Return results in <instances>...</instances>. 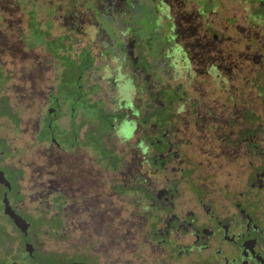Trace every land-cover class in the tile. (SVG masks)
I'll return each mask as SVG.
<instances>
[{
	"label": "flooded vegetation",
	"instance_id": "af4514ba",
	"mask_svg": "<svg viewBox=\"0 0 264 264\" xmlns=\"http://www.w3.org/2000/svg\"><path fill=\"white\" fill-rule=\"evenodd\" d=\"M95 1L102 8L113 3L120 12L124 7V0ZM130 3L143 14L152 8L162 9L169 23L166 35L188 61L186 68L173 73L183 79L178 82L186 88V100L172 102L170 114L162 122L165 127L153 126V131L160 135L165 129L170 131L171 136L165 139L166 149L148 153L143 137L153 127L142 128L132 120L139 112L134 106L127 109L125 106L124 114L116 121L127 144L120 148L112 142L113 129L108 136L109 148L120 157L119 165L111 167L108 162L104 164L103 158L94 159L87 143L78 144L91 125L87 105L94 109L100 104L101 117L123 109L122 99L117 98L122 83L114 81L113 67L111 80L101 85L107 94L105 100H99L93 93L86 100L78 96L70 106L53 101L50 104V94L43 105V114L28 121L33 143L43 149L41 157L45 163L33 169L31 162L19 160L20 166L8 172L0 162V170L10 183L9 189L0 184V203L6 193L12 209L29 223L27 233L23 234L5 215L13 226L11 232L21 238L17 242L22 245L20 262L28 264L50 254L43 247L52 242L44 240L43 234L31 235L29 230L41 216L51 221L57 215L52 199L59 194L81 199L59 207L72 210L71 221L66 220L65 224L80 234L68 240L81 243L87 252H74L67 257L52 252L55 255L52 264H264V134L259 126L250 125L246 117L251 113L258 118L263 105L262 99L248 100L245 82L255 70L264 71V0H131ZM80 9L81 5H72V13H79ZM19 10L17 4L0 5V19L13 34L14 26L22 24ZM54 22L58 23L57 28L66 29L75 49L88 45L96 53L93 55L99 53V38L93 39L83 24L72 20L62 9L55 14ZM5 32L0 28V56L33 60L29 75L49 66L40 69L36 66L38 59L51 57L47 52L40 48L39 52L28 50L19 38L8 41ZM73 33L83 35L72 37ZM115 33L121 49L113 47L111 56H120L122 50L130 56L140 54L146 60L151 58L143 40H151V36L160 40L163 36L162 29L154 25L150 30L140 26L129 33L121 22L116 23ZM102 37L105 41L106 36ZM152 46L159 49L158 42ZM159 53L168 56L172 51L165 45ZM161 64L159 60L152 68L156 85L166 79L168 69ZM21 66L17 67L18 73L23 72ZM218 74L235 77L242 84L241 99L235 102L214 99L217 87L214 78ZM185 77L191 82L186 83ZM93 81L102 82L98 77ZM204 87L209 97L203 92ZM0 101L6 105L7 113L15 115V127L0 129L3 134L0 140L6 142L24 131L21 128L24 109L23 104L9 108L7 102ZM154 103L146 97L142 99V107L148 110H154ZM192 108L195 119L189 115ZM94 119L99 123L98 116ZM58 127L68 131L74 143L64 146L56 134ZM26 144L24 148L8 149L6 155L0 151V157L7 158L15 151L25 157L31 145ZM253 161L257 162L255 168L251 167ZM30 175L34 179L29 180ZM24 199L33 204V210H24ZM5 232L9 234L10 230L6 227ZM5 243L3 249L9 250L5 256L10 257L8 264H18L12 258L14 239L7 237ZM27 243L32 245L31 253L24 249Z\"/></svg>",
	"mask_w": 264,
	"mask_h": 264
},
{
	"label": "rangeland",
	"instance_id": "374dc122",
	"mask_svg": "<svg viewBox=\"0 0 264 264\" xmlns=\"http://www.w3.org/2000/svg\"><path fill=\"white\" fill-rule=\"evenodd\" d=\"M130 2L131 0H124V7L121 9L122 12H120L113 3L102 8L95 0H60L59 3L57 0H0V5L17 4L22 14V24L14 26L16 30L14 34L10 32L9 25L0 19V28L6 30L4 37L8 41L19 38L25 43L28 50L31 49L39 52L40 48V50L47 52L48 56H51L50 58L37 60L36 66H39L38 69L47 65L49 66L44 70H37L33 75H29V72L33 71L31 70L34 64L33 60L9 59L5 56H0V100L7 102L9 108H16V104H23L24 109V122L21 124V128L24 127V131L19 132L14 139L9 137L4 145L0 140V151L6 155L8 149H12L13 147L24 148L27 146L26 143L31 144L27 148L25 157L17 151L7 158L5 155L0 157V162L8 172L14 170V167L20 166L19 160L31 162L33 169H37L40 164L45 163L44 158L41 157L43 149H40L41 147L38 144L33 143V134L29 132L28 125L30 124L28 121L43 114V110H45L43 105L47 103L49 95L52 94L49 99L50 104L53 101L55 104L59 103L69 106L78 96H80L81 100H86V97L93 93L98 96L99 100H105L107 99V94L101 85L111 80V67L116 71L114 81L122 83L120 90L117 91V98L122 99L123 109L116 112L115 115L107 116L104 113L105 115L103 114L101 117L98 111V107H101L100 104L97 107H93L94 109L90 108V105H87V120L88 125H91L89 126L88 134L82 135V139L78 140L79 145L87 143L92 148L94 159H105L106 162L104 164L108 162L111 167L120 164V157L109 148L110 142L108 136L113 129L112 142L119 145L120 148H123L127 144V140L122 136L123 134L120 130H118L116 122L124 114L125 106V109L129 106H134L139 111L137 114H134L132 120L136 121L142 128L148 125L152 127L160 126L161 124L165 127L162 122L163 120H167L172 102L180 103L186 100V88L182 82H178L183 79L178 76L174 77L173 73L180 68H186L188 61L180 53V48L170 42L169 36L166 35L165 29L169 26L168 17L159 7L152 8L146 14L140 13V10L135 9ZM72 5H81L80 12L72 13ZM59 9H62L64 14H68L72 20L83 24L93 39L99 38L102 41H99L97 44V48H99L97 55H93L96 53L88 45L75 49L69 40L68 33L65 32L66 29L57 28L59 25L57 22H54V19ZM117 22H121L129 33H134L140 26H145V29L150 30V26L154 25L162 29L163 36L162 38L159 37L160 40L155 39L154 36L150 37L151 40H143L142 45L147 49L151 60H146L140 54H135L134 56L124 54L122 50L120 56L119 54L111 56L113 47L118 48V50L121 49L120 39L115 33ZM86 29L83 28L84 31ZM143 33H139L138 35L141 36ZM82 35L73 33L71 36ZM102 36H106L105 41L102 40ZM155 42L159 43V49L157 46H152ZM165 45L172 51L171 55L162 56V53H159ZM159 60L162 61L161 67L168 70L165 72L166 79L161 84L156 85L155 77L153 79V75L151 74L153 73L152 68L154 64L158 63ZM19 65H22L19 67L20 70H23L22 73H18L17 71ZM96 77L100 78L102 82H94L93 79ZM234 78L216 75L214 80H216L215 85L217 87L214 90V99H226L231 102L241 99L243 86ZM184 80H186V83L191 82L186 77ZM245 82L246 88L249 89L247 92L248 100L259 102L262 99L263 105V111L258 118L253 117L251 113H248L246 117L250 125L259 126L262 134H264V71L255 70L254 74H250L245 79ZM157 89L160 90V94H158ZM202 90L206 92V97H209L210 94L206 88L204 87ZM188 93L193 94L190 90ZM22 95H25L24 98H22ZM145 97L152 102H156L153 104L154 110L142 107V99ZM90 98L92 97L90 96ZM189 98L193 99L194 96H190ZM4 106L6 107L0 101V129L3 131L7 130V126L10 128L15 127L13 123L15 115L7 113ZM191 111L189 115L195 119V110L192 108ZM95 116H98L100 119L98 120L99 123H95ZM42 122H44L43 119ZM153 130L154 127L151 128V133L143 137V141L149 148L148 153L150 154L161 150L164 151L167 146L165 139L171 136L170 131L167 129L161 135ZM73 131L78 134L77 128H74ZM56 134L64 146L70 145L75 141L70 137L68 131L61 127L56 128ZM0 135L3 134L0 133ZM44 135L42 137L45 138L46 136ZM157 143H160V146L163 144V147H158ZM256 164L257 162L253 161L251 167L255 168ZM7 176L11 177L10 173H7ZM28 179H34V177L30 175ZM115 188H117V185ZM117 190H121V187L118 186ZM52 201L56 206L57 215L62 214L63 218L54 215L51 221H48L41 216L39 219L33 221L29 230L31 235L37 236L43 234L41 237L44 240L48 243L52 242L43 247L45 251H50V254L47 258L31 261L28 264H52L55 255L67 257L74 252H87V250L84 251L85 249L82 248L81 243L79 244L78 242L77 245L76 242L68 240L71 237H80V234L76 229L70 230V226L65 224L66 220L68 222L71 221L72 210H63L59 207L64 203L73 205L77 201H81V199H71L70 197H62L57 194ZM22 206L24 210L34 209L33 204L27 199H24ZM1 224L10 230L9 234L6 235L10 239H14L16 243L15 251H13L15 254L12 253V258L18 264H23L19 260L22 255V245H17V242L19 243L21 238L17 233L11 232L13 226L3 214L0 203ZM42 227L48 230H42ZM59 228L61 229L59 230ZM52 252L58 254L54 255ZM5 253L8 254L9 250L2 249L0 251V264H8L10 260L9 256H5Z\"/></svg>",
	"mask_w": 264,
	"mask_h": 264
},
{
	"label": "water",
	"instance_id": "95a60500",
	"mask_svg": "<svg viewBox=\"0 0 264 264\" xmlns=\"http://www.w3.org/2000/svg\"><path fill=\"white\" fill-rule=\"evenodd\" d=\"M0 184L5 186L7 189L10 188V183L6 179L3 171L0 170ZM3 209L2 212L4 215H6L10 220H12L14 226L18 228L23 234L27 233V229L29 227V223L26 222L25 219H23L20 215H18L11 207L8 197L6 193L3 194L1 199ZM32 245L30 243L25 244L24 249L26 252L31 253ZM58 264H83L80 262H73V263H58Z\"/></svg>",
	"mask_w": 264,
	"mask_h": 264
},
{
	"label": "trees",
	"instance_id": "16d2710c",
	"mask_svg": "<svg viewBox=\"0 0 264 264\" xmlns=\"http://www.w3.org/2000/svg\"><path fill=\"white\" fill-rule=\"evenodd\" d=\"M8 110L10 111V109L8 108ZM5 144V142H3V145ZM5 226L4 225H0V251L5 248L6 246V239H7V233L5 232Z\"/></svg>",
	"mask_w": 264,
	"mask_h": 264
}]
</instances>
